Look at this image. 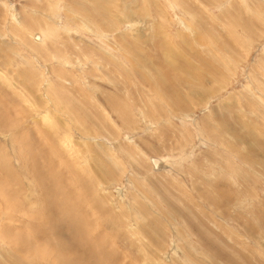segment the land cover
<instances>
[{
	"label": "rangeland",
	"instance_id": "374dc122",
	"mask_svg": "<svg viewBox=\"0 0 264 264\" xmlns=\"http://www.w3.org/2000/svg\"><path fill=\"white\" fill-rule=\"evenodd\" d=\"M91 263L264 264V0H0V264Z\"/></svg>",
	"mask_w": 264,
	"mask_h": 264
},
{
	"label": "water",
	"instance_id": "95a60500",
	"mask_svg": "<svg viewBox=\"0 0 264 264\" xmlns=\"http://www.w3.org/2000/svg\"><path fill=\"white\" fill-rule=\"evenodd\" d=\"M150 161H151L153 168L155 169L159 168L160 163L156 159H151Z\"/></svg>",
	"mask_w": 264,
	"mask_h": 264
},
{
	"label": "bare ground",
	"instance_id": "6f19581e",
	"mask_svg": "<svg viewBox=\"0 0 264 264\" xmlns=\"http://www.w3.org/2000/svg\"><path fill=\"white\" fill-rule=\"evenodd\" d=\"M203 141V140H202ZM86 250V249H85ZM89 259V258H88ZM98 263V262H97ZM92 264V263H91Z\"/></svg>",
	"mask_w": 264,
	"mask_h": 264
}]
</instances>
